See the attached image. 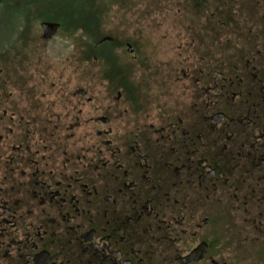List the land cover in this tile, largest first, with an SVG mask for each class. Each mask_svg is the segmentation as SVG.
Here are the masks:
<instances>
[{
    "label": "flooded vegetation",
    "instance_id": "1",
    "mask_svg": "<svg viewBox=\"0 0 264 264\" xmlns=\"http://www.w3.org/2000/svg\"><path fill=\"white\" fill-rule=\"evenodd\" d=\"M211 1L150 104L121 67L108 105L0 89V264H264V3Z\"/></svg>",
    "mask_w": 264,
    "mask_h": 264
},
{
    "label": "rangeland",
    "instance_id": "2",
    "mask_svg": "<svg viewBox=\"0 0 264 264\" xmlns=\"http://www.w3.org/2000/svg\"><path fill=\"white\" fill-rule=\"evenodd\" d=\"M28 1L30 3L31 0ZM44 1H48L47 4L40 7L34 5L26 28H20L22 24L14 25L18 17L15 16L12 20V17L8 16L11 12L7 13L0 8V89L30 91L34 88L40 90L39 94H48L42 97L46 100L44 103L50 104V100L61 99L57 105L62 106L67 102L63 101L59 96L60 93L56 92L58 89L67 91L68 104L82 105V101H78L79 98H72V96L78 89H85L90 96L99 97L98 105H108L107 101L102 102L106 95L103 92L111 87L104 75L108 69L106 65L108 61L99 60L96 57L88 58L84 55V45L88 41V36L83 27L74 26L69 31L61 29L52 39H44L41 22L49 19L43 20L36 14L47 12L50 9L49 6L60 7L59 11L61 10L62 13H67V11L72 13L79 7H82L79 9L87 10L93 3L92 8L100 18V28L97 29L101 34L97 33L102 38L114 39L113 54L118 58V67L126 72L136 73L133 75V81L138 84V87L135 85L136 88L141 91L142 87L147 89V92H140L139 100L143 102V96L147 95V103L150 104V101L155 99V95L160 94L158 92L160 85L158 82L151 87L145 85L144 82L141 84V80L135 75L143 72L157 74L152 81H158L164 78L165 73H171L177 61V55H179L177 42H184V38L189 34L187 30L189 26L196 27L200 24V27L204 28L205 16L210 14V9H215L213 1L206 4L207 6L192 8L193 12L187 9L188 0ZM260 2L264 3V0ZM13 5L14 3L11 7ZM246 5L247 7L234 6V9L236 13L243 9L247 16L253 18L257 7L249 0ZM67 6L72 8L67 9ZM232 15L234 16L233 11H231ZM231 19L234 22V19ZM229 27L232 28V25ZM235 33L236 30H233L234 35ZM127 43L132 44L134 48L132 53ZM141 59H144L142 64L146 67V71L141 65H137L141 63ZM100 92L101 94H98ZM72 99L74 101L71 102ZM141 102L139 105L143 106ZM78 108L80 109V106H77L75 110ZM81 109L84 113L82 130L85 131L90 127L86 122L93 111V106L84 103ZM98 113L101 114V112ZM240 247L243 251L252 249L251 242Z\"/></svg>",
    "mask_w": 264,
    "mask_h": 264
},
{
    "label": "trees",
    "instance_id": "3",
    "mask_svg": "<svg viewBox=\"0 0 264 264\" xmlns=\"http://www.w3.org/2000/svg\"><path fill=\"white\" fill-rule=\"evenodd\" d=\"M47 2L48 1L44 0H31L30 3L28 0H0V8H3L7 13L11 12L8 16L12 17V20L15 19V16L18 17V20L15 21L14 25L19 26V24H22L20 25V28H26L28 26V22L30 21L34 5L40 7L41 5L47 4ZM190 2L192 3L191 5L194 6V9H198V7L200 6H205L209 2V0H190ZM10 3H14V5L11 7ZM93 6L94 5L92 3L89 6L90 8L87 10L84 8V10L79 9L82 8L79 7L77 11L72 13H70L71 11L62 13L61 10L59 11L60 7L55 8L54 6H49L50 9L47 12L36 14V16L43 20L49 19L61 22L62 29H64L65 31H69V29H72V27L74 26H79V28L83 27V29L86 31V35L88 36V41H86V45H84V55L88 58L96 57L98 59L107 60L108 62L106 63V65L108 69H106L104 75L107 79L110 77L113 81V73L115 71L114 68L118 67L117 63L110 60L111 58L116 57L113 54L115 48L114 39H105V37L102 38V36L100 35L101 33L97 29L100 28V18L99 14H97V12L93 10ZM69 7L70 6H67V9L72 8ZM97 32L100 34H98Z\"/></svg>",
    "mask_w": 264,
    "mask_h": 264
},
{
    "label": "water",
    "instance_id": "4",
    "mask_svg": "<svg viewBox=\"0 0 264 264\" xmlns=\"http://www.w3.org/2000/svg\"><path fill=\"white\" fill-rule=\"evenodd\" d=\"M61 23L59 21H51V20H45L41 22V27L43 30L44 38L49 39L51 38L60 28ZM129 51L132 50L131 44H128ZM80 92H83L80 90ZM200 256H197L196 258H199Z\"/></svg>",
    "mask_w": 264,
    "mask_h": 264
}]
</instances>
